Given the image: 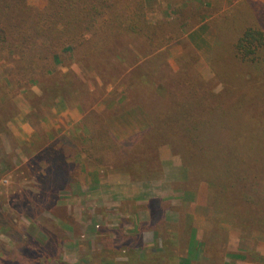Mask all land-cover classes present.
<instances>
[{
	"label": "rangeland",
	"instance_id": "1",
	"mask_svg": "<svg viewBox=\"0 0 264 264\" xmlns=\"http://www.w3.org/2000/svg\"><path fill=\"white\" fill-rule=\"evenodd\" d=\"M29 3L44 9L48 1L29 0ZM144 3L149 24L168 20L164 25L172 32L178 30L175 35L164 34L163 46L157 49L149 38L137 34H121L94 51L75 53L70 46L66 60L32 84L8 79L0 67V232L23 245L7 253L9 257L22 256L23 264H105L107 260L100 257L113 252L125 254L131 249L168 247V242L164 244L162 239L148 245L147 236L140 247L129 248L128 243L137 238L130 231L131 226H126L133 220L124 210L131 214L133 210H141V221L151 224L152 229L161 221V237L170 241L161 216L168 213L167 224L177 222L179 226L182 239L179 250H205V224L224 227L220 231L223 241L230 237L229 232L264 233L262 206L252 207L236 199L233 212L242 221L228 219L232 208L224 211L209 204L213 197L205 179L188 175L180 153L170 143L160 142L151 148L143 146L145 138L131 140L150 126L151 120L135 104L133 94L137 85L127 76L131 68L129 74H136L135 67L142 61L156 59L155 64L165 63L179 76V86L182 76L198 80L203 86L215 81V91L219 92L224 84L215 75L213 58L217 64L218 58L226 54L222 50L230 51L232 36L242 30L233 18L247 19V27L257 17L253 4L264 7V3L257 0H144ZM205 19L207 27L204 24L196 29ZM245 76L246 84L249 79L251 83L253 80L259 83L262 77L254 76L249 69ZM157 81L158 87L166 92L160 77ZM102 124L121 144L110 138L104 145L98 143L101 140L95 134L104 133ZM79 184L84 191L75 190ZM130 192L139 195H129ZM148 207L153 210L152 219ZM250 215L251 221L243 220ZM24 219L30 224L18 228ZM107 229L115 234H107ZM5 251V242L0 240V252ZM93 252L96 255L90 261L85 258ZM116 253L113 254L118 256ZM4 264H12L11 259L4 260Z\"/></svg>",
	"mask_w": 264,
	"mask_h": 264
},
{
	"label": "trees",
	"instance_id": "2",
	"mask_svg": "<svg viewBox=\"0 0 264 264\" xmlns=\"http://www.w3.org/2000/svg\"><path fill=\"white\" fill-rule=\"evenodd\" d=\"M47 1L46 8L40 9L29 0H0V67L8 79L21 84L40 81L66 60L70 46L75 53L94 51L121 34H137L149 38L157 49L163 46L164 34L178 33L164 25L168 20L149 24L144 0ZM254 8L258 18L247 27V19L233 18L242 30L232 36L230 51L223 49L226 54L217 64L213 58L215 75L224 84L219 92L215 81L203 86L182 76L180 87L179 76L167 64H155L156 59L142 61L135 67L136 74H129L132 68L127 74L137 85L135 104L151 120L130 139L145 138L143 146L151 148L170 143L180 153L188 175L205 179L213 197L209 204L224 211L232 208L228 219L233 221H242L233 212L236 199L262 206L264 215V7L253 4ZM234 27L237 30L235 23ZM247 69L256 77L262 75L259 83L249 79L246 84ZM158 77L166 92L158 87ZM101 126L104 133L95 134L98 143L104 145L110 138L121 144L109 128ZM261 218L254 220L261 223Z\"/></svg>",
	"mask_w": 264,
	"mask_h": 264
},
{
	"label": "crops",
	"instance_id": "3",
	"mask_svg": "<svg viewBox=\"0 0 264 264\" xmlns=\"http://www.w3.org/2000/svg\"><path fill=\"white\" fill-rule=\"evenodd\" d=\"M257 1H261L264 3V0ZM204 24L206 26V19L205 22L202 20L199 25H196V29H198L199 27H203ZM191 33L194 32L192 31ZM205 33L208 32L206 31ZM100 182L103 183L102 181ZM108 187L109 186L107 185V187L105 188L106 193L109 192ZM80 188L83 189L81 184L77 185L75 187V190H79ZM129 195L139 194H137L136 192H130ZM148 208L150 209V218L152 219L154 218L153 210L150 207ZM145 210L146 209H144V211ZM140 211L141 210H133V213L131 214L127 210H124L127 216L133 220L132 222L128 223L129 225L126 226H131L130 231H133L132 233L134 237L137 238L135 239L134 243H131V241L128 243L129 248H132V246L140 247V243H143L145 241V237L147 236L148 242L146 243L148 245H153L155 242H159V239H162V242L164 244H167L168 242V247L165 246L164 249L152 248L149 250L141 251H131V249L128 250V253L125 254H123L124 252H113L118 256H115L113 253H111L107 257H100V259L105 258L107 260L105 264H264L263 232L253 230L249 233H246V235L240 234L241 231L237 234L236 232L234 234L229 232L230 237L227 239V241H223L220 236V231L224 227L219 226L218 228H216L215 225L208 224L207 226L205 224V250H179L178 247L182 244V239L178 231L179 226L177 225V222H170L172 224L169 226L166 222L168 213L166 212L167 215H161L163 216V221H165V228L168 227L165 230V232L168 230L169 233L167 239H171L170 241H167L161 237V221L158 226L153 225L152 229L151 224L141 221L140 218L142 217ZM208 220H210V216L208 217ZM137 223H140V225H138ZM156 231H158L157 236H155ZM216 231L217 233L219 232L218 235L215 234ZM106 233L115 234L114 231L110 229H107ZM244 241L245 243H243ZM188 243H191V241H189ZM93 255L96 254L93 252L89 257L85 258H88L90 261L94 257ZM115 259H126V262H115Z\"/></svg>",
	"mask_w": 264,
	"mask_h": 264
},
{
	"label": "clouds",
	"instance_id": "4",
	"mask_svg": "<svg viewBox=\"0 0 264 264\" xmlns=\"http://www.w3.org/2000/svg\"><path fill=\"white\" fill-rule=\"evenodd\" d=\"M30 224L27 219L21 220L17 227L23 228ZM0 240L5 242V252H0V264H4V260L11 259L12 264H23L22 256H12L7 255L8 252H15L18 248L22 247V244H19L17 241L13 240L9 235L0 232Z\"/></svg>",
	"mask_w": 264,
	"mask_h": 264
}]
</instances>
